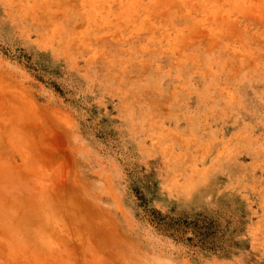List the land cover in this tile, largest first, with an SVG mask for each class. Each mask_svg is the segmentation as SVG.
I'll use <instances>...</instances> for the list:
<instances>
[{"label":"rangeland","instance_id":"rangeland-1","mask_svg":"<svg viewBox=\"0 0 264 264\" xmlns=\"http://www.w3.org/2000/svg\"><path fill=\"white\" fill-rule=\"evenodd\" d=\"M0 264H264V0H0Z\"/></svg>","mask_w":264,"mask_h":264}]
</instances>
